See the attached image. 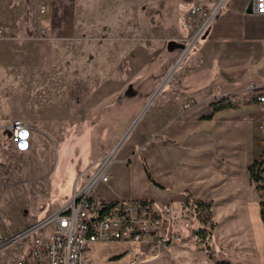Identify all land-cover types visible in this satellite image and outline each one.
<instances>
[{"label":"crops","instance_id":"crops-1","mask_svg":"<svg viewBox=\"0 0 264 264\" xmlns=\"http://www.w3.org/2000/svg\"><path fill=\"white\" fill-rule=\"evenodd\" d=\"M214 1L202 3L211 5ZM251 9L249 0L222 3L198 44L156 90L131 143L122 156L110 162L107 181L96 184L101 196L97 191L95 194L101 198L150 197L170 202L176 212L189 206L187 193L209 203V233L202 235L201 228H206L198 217L196 225L200 241L212 237L213 250L208 253L174 243L159 256L157 264L169 257L180 258L183 264H264L252 220L253 214L259 213L260 198L248 170L258 161L264 176V102L257 101L249 87L264 88V17ZM70 18V12H52L45 25L53 30L54 20L62 19L68 31ZM195 25L191 18L182 31L189 33ZM175 27L181 28L179 23ZM20 32L16 37L0 38V90L10 88L7 75L12 68L25 67L31 61L26 55L34 51V37ZM218 95L226 99L215 102ZM34 96L31 92L26 98ZM5 114L0 113V172L6 174L0 177L6 181H0V195L8 187L46 175L50 165L49 154L40 153L35 145L40 139L36 132L50 130L51 120L41 123L40 115L21 103L8 118ZM14 118L30 124L28 147L21 158L8 128ZM135 178H139L137 185ZM151 179L161 191L151 192ZM147 187L149 191H145ZM34 220L30 218L28 224ZM1 221L7 227L4 217ZM88 250L84 258H90Z\"/></svg>","mask_w":264,"mask_h":264},{"label":"rangeland","instance_id":"rangeland-1","mask_svg":"<svg viewBox=\"0 0 264 264\" xmlns=\"http://www.w3.org/2000/svg\"><path fill=\"white\" fill-rule=\"evenodd\" d=\"M189 1L0 0V23L8 27L9 36L24 30L35 44L34 51L26 55L31 59L28 65L12 68L7 75L10 88L0 90V113L6 112L8 118L21 103L40 115L41 123L51 120L50 130L36 132L40 139L35 145L50 156L48 173L8 187L0 195L3 233L27 225L30 218L40 220L63 204L78 172L89 168L122 138L113 161L123 155L156 90L202 35L192 41L194 29L182 31L191 19ZM52 12L71 13L68 31L62 19L54 20L53 30L47 28L45 22ZM31 92L35 93L32 100L26 98ZM25 150H19L20 158ZM2 172L0 176L6 174ZM138 180L135 178L136 185ZM0 181L6 179L0 177ZM151 182V192L161 191L154 179ZM98 188L94 190L98 192ZM252 220L256 245L263 255L264 225L259 213ZM205 228L208 234V223ZM187 244L192 250H213L212 237ZM125 250L123 243L99 241L89 246L86 256L93 264H130ZM162 254L143 257L136 264H157ZM166 260L163 264H183L180 258Z\"/></svg>","mask_w":264,"mask_h":264},{"label":"built area","instance_id":"built-area-1","mask_svg":"<svg viewBox=\"0 0 264 264\" xmlns=\"http://www.w3.org/2000/svg\"><path fill=\"white\" fill-rule=\"evenodd\" d=\"M225 0L211 5L189 1L190 16L195 20L197 37L208 28ZM253 13L264 17V0H249ZM45 8H41L44 12ZM193 33V34H194ZM9 36L0 23V38ZM257 101L264 102V88L249 86ZM226 99L218 95L215 102ZM12 144L19 150L28 147L30 124L14 118L8 126ZM122 140L115 143L89 168L76 176L70 197L42 219L19 227L13 232H0V264H93L83 253L91 243L106 241L126 245L130 264L143 257H153L170 249L174 243L201 239L197 215L190 206L179 212L170 202L153 199H101L95 194L98 182L108 179V167ZM8 252L4 258L2 253Z\"/></svg>","mask_w":264,"mask_h":264},{"label":"trees","instance_id":"trees-1","mask_svg":"<svg viewBox=\"0 0 264 264\" xmlns=\"http://www.w3.org/2000/svg\"><path fill=\"white\" fill-rule=\"evenodd\" d=\"M248 170L250 172L251 180L252 182L255 183L256 189L258 191V195L260 198L259 213H260L261 221L264 224V176L262 175V172H263L262 164L258 161H254L253 163L249 165ZM186 203L194 210L200 222L206 225L209 219V215H210L209 203L197 201L189 193H187ZM201 232L203 236L206 234V231L204 230V228H201Z\"/></svg>","mask_w":264,"mask_h":264},{"label":"bare ground","instance_id":"bare-ground-1","mask_svg":"<svg viewBox=\"0 0 264 264\" xmlns=\"http://www.w3.org/2000/svg\"><path fill=\"white\" fill-rule=\"evenodd\" d=\"M198 33H199V30H197V32L192 35V37H191L192 41L197 38Z\"/></svg>","mask_w":264,"mask_h":264}]
</instances>
